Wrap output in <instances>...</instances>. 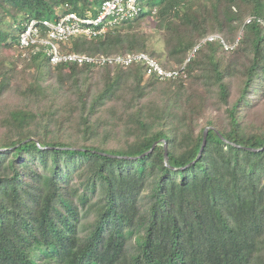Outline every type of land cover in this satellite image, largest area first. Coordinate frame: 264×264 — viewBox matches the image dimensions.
<instances>
[{"label": "trees", "instance_id": "16d2710c", "mask_svg": "<svg viewBox=\"0 0 264 264\" xmlns=\"http://www.w3.org/2000/svg\"><path fill=\"white\" fill-rule=\"evenodd\" d=\"M139 1L61 51L179 76L20 46L32 18L104 0H0V264H264V0Z\"/></svg>", "mask_w": 264, "mask_h": 264}, {"label": "built area", "instance_id": "2783aa9c", "mask_svg": "<svg viewBox=\"0 0 264 264\" xmlns=\"http://www.w3.org/2000/svg\"><path fill=\"white\" fill-rule=\"evenodd\" d=\"M139 12L137 0H107L101 14L97 18L89 16L80 18L75 13H70L65 19L58 23L44 21L43 26L47 29V39L42 38V30L38 27L37 21H32L28 28L20 35L21 47H28L33 44L52 45L51 62L53 64H97L105 65L122 64L125 67L134 64H144L147 68V76L156 74L162 79L172 78L181 74L179 71H166L157 60L146 53H133L126 56L95 57L78 55L74 53H63L56 42L67 41L70 36L83 34L88 37L97 36L106 32L128 18L136 16ZM184 68H182V71Z\"/></svg>", "mask_w": 264, "mask_h": 264}, {"label": "clouds", "instance_id": "9594fccd", "mask_svg": "<svg viewBox=\"0 0 264 264\" xmlns=\"http://www.w3.org/2000/svg\"><path fill=\"white\" fill-rule=\"evenodd\" d=\"M107 0H104V2H103V4L106 2ZM103 4H102V6H103ZM137 6H138V8H139V12H138V14L142 11V9L144 10V6L140 3V1L139 0H137ZM66 8H67V4H65V5H61V7H56L55 8V10H54V13H55V15H56V18L58 19V21H55L56 20V18L53 20H50V19H48V18H43V19H40V18H32L27 24H26V27H25V29H23L21 32H20V35H21V33L23 32V31H25L27 28H28V26L32 23V21H37L38 22V27L42 30V36H43V33L44 32H46L47 33V29H46V27H44L43 26V22L44 21H49V22H52V23H58V22H61L63 19H65L70 13H75V14H77L78 15V13L77 12H75V11H73V12H71V11H67L66 10ZM100 11H102V7H101V10ZM101 14V12L99 13V15ZM137 14V15H138ZM98 15V16H99ZM136 15V16H137ZM79 16V15H78ZM87 16H89V17H91V15H90V13L89 12H86V14H85V16L84 17H81V16H79L80 18H85V17H87ZM97 16V17H98ZM97 17H91V18H97ZM251 20L252 19H249L247 22L249 23V22H251ZM122 23V22H121ZM119 25V24H118ZM118 25H116V26H118ZM115 27V26H114ZM45 30V31H44ZM48 37V36H47ZM47 37H42L43 39H47ZM210 40H213L214 38L213 37H211V38H209ZM19 40H20V37H19ZM64 42H66V41H64ZM54 43L56 44V45H58L59 46V48H60V44H59V42H56V41H54ZM39 44V43H38ZM20 46H21V44H20ZM229 49V48H228ZM137 54V53H136ZM129 55V54H128ZM156 60V59H155ZM158 62V61H157ZM162 67V66H161ZM163 68V67H162ZM165 70V69H164ZM174 71H176V70H174ZM146 74H147V70H146ZM147 76V75H146ZM159 77V76H158ZM162 79V78H161ZM165 79H168V78H165Z\"/></svg>", "mask_w": 264, "mask_h": 264}, {"label": "rangeland", "instance_id": "374dc122", "mask_svg": "<svg viewBox=\"0 0 264 264\" xmlns=\"http://www.w3.org/2000/svg\"><path fill=\"white\" fill-rule=\"evenodd\" d=\"M144 6V5H143ZM144 10L145 12H149L150 9L148 8V6H144ZM56 18V15L55 13L54 14H51L50 16H48V19L52 20V19H55ZM147 23V22H145ZM149 24V23H148ZM160 38V36L158 37V39ZM157 39V40H158ZM157 54L161 55L163 52H165V45H160L159 47L157 46ZM156 54V56H157ZM66 73H70L71 71L66 69L65 70ZM126 72V71H125ZM95 76V75H94ZM26 77V75H23V74H17V75H14V76H11L7 79V82H6V85L7 87H9L10 89L13 87V86H17L18 84H20L23 79ZM20 82V83H19ZM9 89V90H10ZM11 93H15L14 91L10 92V91H6L5 92V95L7 96H4L6 98H8L10 96ZM12 95V94H11ZM262 108V107H261Z\"/></svg>", "mask_w": 264, "mask_h": 264}, {"label": "water", "instance_id": "95a60500", "mask_svg": "<svg viewBox=\"0 0 264 264\" xmlns=\"http://www.w3.org/2000/svg\"><path fill=\"white\" fill-rule=\"evenodd\" d=\"M210 130H211V128H207L206 131H205V138H204V142H203L202 150H201V152H200L199 157L202 155V152H203V150H204V148H205V146H206V139H207L208 132H209ZM161 144L165 146V149H167V148H166V146H167V142H166L165 140H162V142H157V143H155V145L153 146L152 150H154L156 147L160 146ZM152 150H151V151H152ZM249 150H250V151H261V150H263V149H261V150H257V149H249ZM165 157H166V164L168 165V164H169V157H168V152H167V150H166V155H165Z\"/></svg>", "mask_w": 264, "mask_h": 264}]
</instances>
